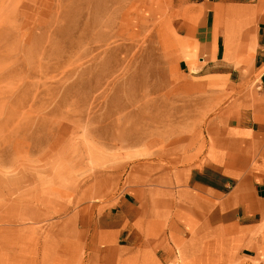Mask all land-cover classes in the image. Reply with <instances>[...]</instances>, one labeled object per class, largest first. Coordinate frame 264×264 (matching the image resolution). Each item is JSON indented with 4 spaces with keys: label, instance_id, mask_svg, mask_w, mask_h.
<instances>
[{
    "label": "rangeland",
    "instance_id": "rangeland-1",
    "mask_svg": "<svg viewBox=\"0 0 264 264\" xmlns=\"http://www.w3.org/2000/svg\"><path fill=\"white\" fill-rule=\"evenodd\" d=\"M133 12L130 0H0V264H85L116 251L87 242L101 206L182 157L212 158L211 138L181 150L165 98L175 57L159 67L158 36ZM254 237L210 264H264V226Z\"/></svg>",
    "mask_w": 264,
    "mask_h": 264
},
{
    "label": "crops",
    "instance_id": "crops-1",
    "mask_svg": "<svg viewBox=\"0 0 264 264\" xmlns=\"http://www.w3.org/2000/svg\"><path fill=\"white\" fill-rule=\"evenodd\" d=\"M130 3L133 20L158 36L159 67L175 57L165 98L181 150L210 147L211 138L212 158L182 157L174 171L101 206L87 242L116 251L85 255V264H168L175 255H206L210 264L231 242L257 243L264 226V0Z\"/></svg>",
    "mask_w": 264,
    "mask_h": 264
},
{
    "label": "bare ground",
    "instance_id": "bare-ground-1",
    "mask_svg": "<svg viewBox=\"0 0 264 264\" xmlns=\"http://www.w3.org/2000/svg\"><path fill=\"white\" fill-rule=\"evenodd\" d=\"M2 230V229H1ZM12 231V230H11Z\"/></svg>",
    "mask_w": 264,
    "mask_h": 264
}]
</instances>
